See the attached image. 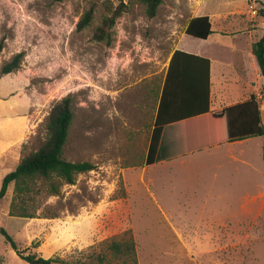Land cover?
<instances>
[{"label":"rangeland","instance_id":"rangeland-1","mask_svg":"<svg viewBox=\"0 0 264 264\" xmlns=\"http://www.w3.org/2000/svg\"><path fill=\"white\" fill-rule=\"evenodd\" d=\"M120 5L110 42L95 40L96 27ZM182 5L162 0L149 18L137 0H0V68L22 54L19 69L0 78V152L12 145L2 155L0 186L45 141L48 113L65 96L72 99L73 120L63 157L96 166L64 185L59 196L38 197V213L55 216L48 218L52 223L9 216L13 185L8 187L0 201V228L19 249L38 242L35 251L45 259H84L92 247L99 251L104 240L130 231L138 264H188L169 222L181 228L199 222L204 232L214 224L215 232L229 236V252L219 256L224 263L264 264V204H242L233 193L230 204H222L220 186L206 171L211 150L196 144L182 159L145 166L167 58L183 25ZM90 7L92 21L78 31ZM211 47L213 93L226 87L240 93L224 50ZM195 129L193 123L166 128L163 150L185 151V135ZM262 141L213 150L218 180L221 159L232 149L252 153L250 161L263 176L256 171L254 181L264 185ZM65 220L73 226V242L63 241ZM0 263L26 264L1 233Z\"/></svg>","mask_w":264,"mask_h":264},{"label":"trees","instance_id":"trees-1","mask_svg":"<svg viewBox=\"0 0 264 264\" xmlns=\"http://www.w3.org/2000/svg\"><path fill=\"white\" fill-rule=\"evenodd\" d=\"M145 5L149 18L156 16L161 0H137ZM94 7L86 10L77 23L76 29H85L92 21ZM122 14L121 5L112 15L103 18L95 29L94 39L110 42L111 28ZM264 19V6L259 10ZM207 17L193 19L186 34L206 39L211 34ZM1 49V45H0ZM252 53L264 77V37L252 46ZM22 54H16L0 68V78L16 72L20 67ZM209 61L206 58L175 50L170 58L167 72L161 84L157 108L151 129L145 166L155 163L161 136L166 126L193 123L196 129L186 134L187 148L183 153L194 152L196 144L205 148L262 137V161L264 164V126L261 124L260 110L254 96L242 103L224 108L221 113L210 111ZM73 120L72 99L65 96L51 107L46 123V139L38 150L24 156L15 169L6 174L0 186V201L7 189L13 185V197L9 216L24 219H52L47 214L38 213L42 204L38 197L59 196L64 185H74L78 175L91 172L96 166L88 161L71 162L63 157ZM181 126V125H180ZM192 145V147L188 146ZM190 151V152H189ZM0 233L26 264H138L136 246L130 231L116 239L100 243V250L91 248L84 259L67 261L59 257L45 259L35 251L39 244L32 242L25 249H19L12 238L0 228ZM1 264V263H0Z\"/></svg>","mask_w":264,"mask_h":264},{"label":"crops","instance_id":"crops-1","mask_svg":"<svg viewBox=\"0 0 264 264\" xmlns=\"http://www.w3.org/2000/svg\"><path fill=\"white\" fill-rule=\"evenodd\" d=\"M182 3L183 5L178 12L183 17V25L179 36L175 40V47L167 58L164 77L172 53L175 50L206 58L209 61L210 70V111L214 114H219L224 108L245 102L251 96H254L259 106L261 124L264 126V77L261 75L257 61L252 53L253 44L264 37V19L259 14V10L264 6V0H182ZM160 5H162V0ZM198 17H207L210 23L212 33L206 39H199L186 34V29L190 22ZM211 46H220L224 50V56L231 62L232 69L238 76L235 83L239 84L240 93L229 89V87H226L221 94L218 92L213 93ZM172 125L180 126L182 123ZM172 125L166 126L163 130L155 163L165 164L192 154L183 153V151L168 152L163 150L164 131ZM257 138L259 137H251L207 149V151L211 150L212 153L208 152L207 154L209 156L206 171L212 176L211 182L213 186H220L219 192L222 204H230V193L235 194L234 197L237 199L241 198L243 200L242 204H264V185H262V182L254 181L253 178L256 171L261 178L263 176L261 170H256L250 161L252 153L244 151L236 153L230 149L221 159L223 162L221 180H218L217 169L219 165L216 163L218 159L213 153V150L225 146L244 144L247 146ZM262 145L263 141L260 144L261 157ZM6 149L0 152V167L3 165L1 159ZM248 188H252L254 193L247 194ZM241 194L242 196L240 197ZM26 220H28L27 224L30 222L34 223L37 220L45 221L44 223H52L50 221H53L50 219ZM62 224L65 231L63 241L73 242L72 237L75 236L74 233L70 232L73 226L66 220ZM169 225L174 230H177L173 232V238L176 246L181 248L183 257L186 258L188 264H228L219 259V256L224 255V252H229L230 238L219 231L215 232L214 224H210L212 232H204V228L201 229L202 223L199 222L197 225L190 223L189 226L186 225L184 228L177 227L171 222H169ZM50 228H52L51 225ZM224 241L226 244H224ZM204 258L210 259L204 261Z\"/></svg>","mask_w":264,"mask_h":264},{"label":"bare ground","instance_id":"bare-ground-1","mask_svg":"<svg viewBox=\"0 0 264 264\" xmlns=\"http://www.w3.org/2000/svg\"><path fill=\"white\" fill-rule=\"evenodd\" d=\"M46 54V53H45ZM43 55V54H42ZM46 56V55H45Z\"/></svg>","mask_w":264,"mask_h":264}]
</instances>
